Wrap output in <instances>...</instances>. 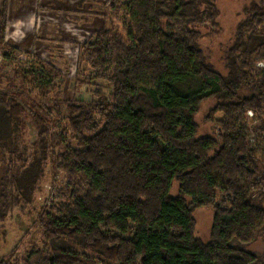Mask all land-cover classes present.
<instances>
[{"label": "trees", "instance_id": "16d2710c", "mask_svg": "<svg viewBox=\"0 0 264 264\" xmlns=\"http://www.w3.org/2000/svg\"><path fill=\"white\" fill-rule=\"evenodd\" d=\"M216 1L111 0V22L80 59L108 94L60 101L68 110L61 122L51 69H16L25 90L0 86V146L22 164L0 190V222L17 210L37 212L51 180L46 165L53 178L35 222L42 246L22 261L15 249L0 264L259 261L247 248L264 229V0L244 12L226 74L201 46L203 31L218 28ZM8 9L4 0L2 40ZM209 100L211 115H220L217 134L199 137L195 118ZM27 123L38 138L25 168L29 147L18 141ZM203 209L212 213L208 241L196 236L194 215Z\"/></svg>", "mask_w": 264, "mask_h": 264}, {"label": "rangeland", "instance_id": "374dc122", "mask_svg": "<svg viewBox=\"0 0 264 264\" xmlns=\"http://www.w3.org/2000/svg\"><path fill=\"white\" fill-rule=\"evenodd\" d=\"M255 1H216L219 10L218 28L213 31H203L201 46L214 68L222 74L227 72L225 54L231 47L238 25L244 19L246 9ZM7 3L9 9L4 40L1 36L2 19L0 15V86L2 88L15 87L18 90H25L27 85L16 79L15 70L17 69L18 73V68L20 70L29 69L34 73L42 71L49 73L51 69L56 74L53 76L52 88L56 87L53 89L55 95L51 96L52 103L55 104L54 100H57L58 109L62 113L61 118L58 119L59 122L68 114L67 106L61 102L74 99L86 102L89 91L97 89L104 90L108 94L105 90L107 85L101 80H95V73L80 59L84 44L95 38L96 32L102 29V24L111 22L113 13L111 0H7ZM3 4L4 0H0V12ZM5 56L9 57V62H6ZM43 63L49 70L43 67ZM27 93L26 90V101L30 98ZM215 104L214 100L204 102L195 118L199 127V137H215L217 134L214 117L218 119L220 115H211ZM248 116L249 119L254 118L252 113H248ZM58 117L59 115H56V118ZM257 124L258 121L254 120L250 129ZM1 135L3 137V134ZM19 136L22 139L18 141L20 149L26 145L29 147L24 156V159L29 160L25 167L28 168L32 160L30 158L33 152L31 145L36 142L38 136L30 123H27L26 130L23 129ZM1 146L3 147V144ZM1 146L0 190L9 186V175L14 172L13 166H22ZM50 165H44L47 168L46 179L51 178V180L44 182L47 187L44 185L43 193L40 194L44 196L43 200L36 202L35 205L38 211L41 209L39 206L43 205L48 196L49 200L52 199L48 187L53 182V178L49 175L52 173ZM20 171L24 172L23 168H20ZM44 183L41 182L40 186ZM74 185L79 191L78 181ZM38 211L33 214L29 208L23 212L17 210L9 214L5 223L0 222V263L2 260L10 259L16 253L15 249H18V252L14 256L22 261L33 248L42 246L39 223L36 224ZM194 218L196 236L203 241H208L212 226V213L210 210H199ZM258 232L260 233H257L256 241L247 249L259 256L256 264H264V229L260 228Z\"/></svg>", "mask_w": 264, "mask_h": 264}]
</instances>
